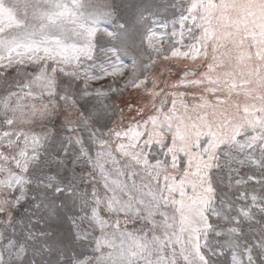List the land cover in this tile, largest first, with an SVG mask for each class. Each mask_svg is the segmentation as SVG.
<instances>
[{
	"label": "snow or ice",
	"instance_id": "1",
	"mask_svg": "<svg viewBox=\"0 0 264 264\" xmlns=\"http://www.w3.org/2000/svg\"><path fill=\"white\" fill-rule=\"evenodd\" d=\"M0 264H264V0H0Z\"/></svg>",
	"mask_w": 264,
	"mask_h": 264
},
{
	"label": "rangeland",
	"instance_id": "2",
	"mask_svg": "<svg viewBox=\"0 0 264 264\" xmlns=\"http://www.w3.org/2000/svg\"><path fill=\"white\" fill-rule=\"evenodd\" d=\"M173 71H175V69H173Z\"/></svg>",
	"mask_w": 264,
	"mask_h": 264
}]
</instances>
